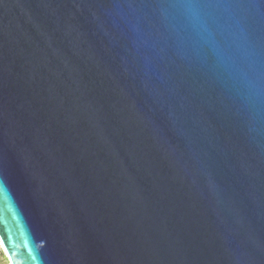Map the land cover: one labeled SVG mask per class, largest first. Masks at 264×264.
<instances>
[{
	"label": "water",
	"instance_id": "95a60500",
	"mask_svg": "<svg viewBox=\"0 0 264 264\" xmlns=\"http://www.w3.org/2000/svg\"><path fill=\"white\" fill-rule=\"evenodd\" d=\"M9 264H264V0H0Z\"/></svg>",
	"mask_w": 264,
	"mask_h": 264
},
{
	"label": "rangeland",
	"instance_id": "374dc122",
	"mask_svg": "<svg viewBox=\"0 0 264 264\" xmlns=\"http://www.w3.org/2000/svg\"><path fill=\"white\" fill-rule=\"evenodd\" d=\"M0 264H9V261L4 253L1 243H0Z\"/></svg>",
	"mask_w": 264,
	"mask_h": 264
}]
</instances>
